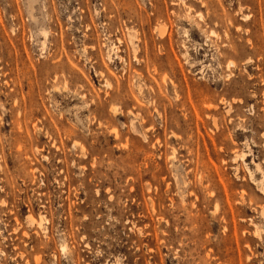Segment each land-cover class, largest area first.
I'll list each match as a JSON object with an SVG mask.
<instances>
[{
	"label": "rangeland",
	"instance_id": "374dc122",
	"mask_svg": "<svg viewBox=\"0 0 264 264\" xmlns=\"http://www.w3.org/2000/svg\"><path fill=\"white\" fill-rule=\"evenodd\" d=\"M257 182L264 0H0V264H264Z\"/></svg>",
	"mask_w": 264,
	"mask_h": 264
},
{
	"label": "bare ground",
	"instance_id": "6f19581e",
	"mask_svg": "<svg viewBox=\"0 0 264 264\" xmlns=\"http://www.w3.org/2000/svg\"><path fill=\"white\" fill-rule=\"evenodd\" d=\"M200 20H201V19H200ZM236 29H238V28H236ZM161 32H162V31H161ZM161 32H160V34H161ZM162 33H164V32H162ZM210 33H211V32H210ZM162 35H163V34H161L160 36H162ZM225 36H226V35H225ZM248 61H249V60H248ZM228 68H229V67H228ZM220 102H221V101H220ZM208 106H209V105H208ZM208 106H207V107H208ZM210 106H211V105H210ZM112 108H113V107H112ZM209 108H210V107H209ZM114 110H115V108H114ZM114 112H115V111H114ZM215 126H216V125H215ZM115 135H116V134H115ZM116 137H117V136H116ZM242 158H243V156H242ZM251 178H253V177H251ZM252 181L255 182V180H253V179H252ZM258 183L260 184V182H257V183H256V186L258 185ZM254 184H255V183H254ZM258 187L260 188L261 192L264 194V187L262 186V184H260ZM241 192H243V191H241ZM263 213H264V212H263ZM263 213H262V216L264 215Z\"/></svg>",
	"mask_w": 264,
	"mask_h": 264
}]
</instances>
